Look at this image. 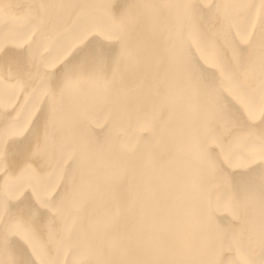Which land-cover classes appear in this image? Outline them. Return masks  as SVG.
Returning a JSON list of instances; mask_svg holds the SVG:
<instances>
[{
  "label": "bare ground",
  "instance_id": "1",
  "mask_svg": "<svg viewBox=\"0 0 264 264\" xmlns=\"http://www.w3.org/2000/svg\"><path fill=\"white\" fill-rule=\"evenodd\" d=\"M0 9V41L30 38L0 56V128L33 113L27 139L0 164V207L11 198V215L33 235L7 250L0 243V261L232 264L242 247L264 264V167L253 155L264 141V0H0ZM127 15L138 19L131 60L100 32L71 48L85 24ZM188 45L206 70L191 81L175 58ZM90 56L118 87L62 105L50 125L46 81ZM42 58L56 67L46 73ZM209 88L219 104L192 114L185 98ZM16 182L25 185L19 194ZM249 189L255 203L237 212L236 197Z\"/></svg>",
  "mask_w": 264,
  "mask_h": 264
},
{
  "label": "snow or ice",
  "instance_id": "2",
  "mask_svg": "<svg viewBox=\"0 0 264 264\" xmlns=\"http://www.w3.org/2000/svg\"><path fill=\"white\" fill-rule=\"evenodd\" d=\"M5 8L10 6H4ZM94 7V6H90ZM107 7V6H104ZM142 7L146 9H163L172 7L167 4H145ZM2 11V9H0ZM138 23V19L131 15L121 16L119 18L113 17L109 24L88 23L85 24L77 34L76 43L71 45V48H75L77 43H81L83 39H86L92 32L103 33L105 39L109 41H115L121 45V53L123 56H127L130 60L133 58L128 49V36L133 27ZM30 38H17V37H5L4 41H0V56H3L7 52L9 44L17 43L19 40V46H24L29 43ZM71 49H69L70 51ZM209 55L212 54V49H207ZM175 58L179 68V76L181 80L191 81L195 78L198 72L206 71L199 60L191 54V45L182 47L178 53L175 54ZM202 56L200 59H203ZM63 57L57 60L56 63H61ZM44 67L55 68L56 63L45 62L42 58ZM64 67V65H61ZM218 68L222 76L226 74L229 78H233L234 74L232 70L225 69L222 65H214ZM260 77L264 82V61L260 66ZM47 88L43 94V98L49 101L50 111V125L54 124L57 113L62 105L79 106L83 104L94 91H99L101 98L108 96L113 89L118 87L116 80L108 79L105 77L98 68V61L95 56L88 57L84 63L74 65L71 67H65L64 72L58 78L53 74L51 80L46 81ZM219 93L215 88H209L203 96L200 93L189 94L185 99L188 104L189 110L192 114L198 115L204 108L207 101L211 100L214 104H219ZM34 99L35 96H33ZM39 99H36L37 105ZM264 103V100H262ZM264 112V108H262ZM32 114L29 113L24 120L14 119L9 121L3 128H0V164L7 158L9 149L18 142H22L27 139L28 134L31 132ZM251 115V114H250ZM48 142V133L45 134V144ZM253 155L260 165L264 167V141L260 143L259 148L253 149ZM40 183V178L37 174H34L29 181V184L34 189ZM8 187V182L5 184ZM25 185L20 182H16L13 186V190L19 194L24 190ZM39 195V194H38ZM259 203L261 209V244L264 246V183L261 184L259 190ZM7 196V192H6ZM257 199V193L254 190H247L244 193L238 195L234 201V207L237 212H240L242 208H250ZM0 219H2L3 225L2 233H0V243L3 244L7 250L11 241L15 238L30 242L32 239V231L24 219H18L11 215V198H8L6 203L0 207ZM238 258L232 261V264H253V261L248 258L246 252L242 247L237 248ZM0 264H36L35 261L17 260L10 258L8 260L0 261ZM41 264H58L54 261L41 260ZM82 264H122V262L114 261H85ZM155 264H196L192 261L182 262H167L160 261ZM217 264V262H212Z\"/></svg>",
  "mask_w": 264,
  "mask_h": 264
}]
</instances>
